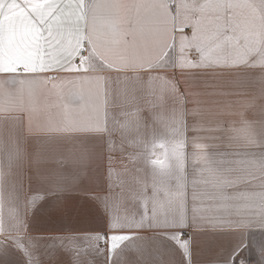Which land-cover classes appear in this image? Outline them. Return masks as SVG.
I'll return each instance as SVG.
<instances>
[{
	"label": "crops",
	"instance_id": "obj_1",
	"mask_svg": "<svg viewBox=\"0 0 264 264\" xmlns=\"http://www.w3.org/2000/svg\"><path fill=\"white\" fill-rule=\"evenodd\" d=\"M197 2L199 6L193 7L192 0H147L142 14L150 26V46L141 54H151L155 50L153 43L170 42L174 26L194 25L198 34L211 41L226 14L234 46L226 50L213 47L210 59L238 67H209L195 72L169 69L168 75L184 92L183 115L156 129H142L126 143L123 153H115L114 166L129 169L131 175L149 185L159 181L164 191L178 193L180 201L186 198L190 215L193 208L202 213L211 209V218L222 221L207 223L210 217L198 218L196 226L204 230L191 232V264H233V258L234 264H264V0H224L221 7L212 0ZM53 8L48 0H0V26L4 29L0 72H7L16 61L29 65L17 74V80L26 82L23 87H10L4 84L8 77L0 76V115H18L38 102L50 106L52 116L61 119L57 88L60 82L71 81L89 99L88 115L102 122L103 86L98 73L57 71L46 86H27L31 78L24 77V72L35 60L32 21L46 19ZM106 23L98 12H89L88 31ZM186 34L191 36L192 30L187 29ZM182 35L176 33L177 41ZM123 54L116 48L109 52L110 58ZM38 124L36 118H31L26 121V130L36 131ZM97 153L89 165L90 179L82 185L88 192H100L104 187V159L99 148ZM6 165V160L0 165L5 172ZM29 182L35 185L36 178L25 161V188ZM74 205L62 219L31 221L30 238L16 227L25 204L9 201L4 193L0 197V249L6 254L0 256V264H24L22 252L32 255L33 264H67L63 253L59 259H49L44 247L48 241L37 240L35 234L89 232L103 227L106 217L86 196L74 197ZM133 210L130 206L129 215ZM129 222L118 220L116 224L125 227ZM172 248L171 242L163 238L150 239L142 259L131 252L128 257L133 264H169L172 259L184 264L181 253ZM242 252L246 255L241 257ZM95 264L103 262L97 257Z\"/></svg>",
	"mask_w": 264,
	"mask_h": 264
},
{
	"label": "snow or ice",
	"instance_id": "obj_2",
	"mask_svg": "<svg viewBox=\"0 0 264 264\" xmlns=\"http://www.w3.org/2000/svg\"><path fill=\"white\" fill-rule=\"evenodd\" d=\"M48 2L54 5L51 15L32 21L31 47L35 60L24 72V77L31 78L27 86L34 89L46 86L57 71L98 73L103 86V118L101 122L98 117L92 119L88 115L89 99L71 81H62L57 88L61 119L52 116L50 106L38 102L18 115H0V165L7 161L6 172L0 166V197L7 193L9 201L25 204L23 214L16 220L17 231L28 233L34 220L64 218L75 206L74 197L84 195L106 217L103 227L89 232L35 234L37 240L48 241L44 247L49 259H59L63 253L67 264H95L97 257L103 264H133L128 257L130 252L142 259L146 241L163 238L171 242L173 252L181 253L184 264H191V232L204 230L196 226L198 218L210 217L207 223L222 221L211 218L214 216L211 209L202 213L201 209L193 208L190 215L186 198L180 201L178 193L164 191L159 181L149 185L141 177L131 175L129 169H117L115 153H123L126 143L142 129H156L183 115L184 92L168 75L169 69L195 72L209 67H238L210 59L213 47L226 50L234 46L227 15L217 24L211 41L198 34L194 25L174 26L170 42L153 43L155 50L142 55L150 46V26L142 14L147 0ZM212 2L221 7L224 0ZM192 6H199L197 0H192ZM90 11L98 12L107 21L91 32ZM189 28L191 36L186 34ZM3 32L0 26V38ZM176 33L183 34L180 41ZM114 48L124 54L110 58L109 52ZM28 68L27 63L16 61L0 76L8 77L4 84L10 87L17 84L23 87L26 82L17 80V74ZM31 118L39 121L36 131L26 130V121ZM98 148L104 159V187L100 192H88L82 185L90 179L89 165L98 155ZM25 161L36 178L35 185L29 182L27 188ZM130 206L134 210L129 215ZM118 220L130 222L118 227ZM145 232L151 235H143ZM28 235L31 238L32 234ZM261 251L264 255V246ZM5 254L0 249V256ZM22 255L24 264H33L31 254L22 252ZM234 261L235 258L233 264ZM169 264H176L175 259Z\"/></svg>",
	"mask_w": 264,
	"mask_h": 264
},
{
	"label": "rangeland",
	"instance_id": "obj_3",
	"mask_svg": "<svg viewBox=\"0 0 264 264\" xmlns=\"http://www.w3.org/2000/svg\"><path fill=\"white\" fill-rule=\"evenodd\" d=\"M244 255H246V252H242L241 257L244 256ZM261 264H262V263H261Z\"/></svg>",
	"mask_w": 264,
	"mask_h": 264
}]
</instances>
